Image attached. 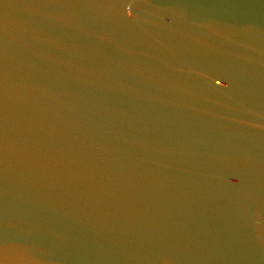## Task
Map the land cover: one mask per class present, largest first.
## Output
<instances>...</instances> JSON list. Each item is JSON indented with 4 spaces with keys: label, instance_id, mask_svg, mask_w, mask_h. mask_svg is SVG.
<instances>
[{
    "label": "water",
    "instance_id": "95a60500",
    "mask_svg": "<svg viewBox=\"0 0 264 264\" xmlns=\"http://www.w3.org/2000/svg\"><path fill=\"white\" fill-rule=\"evenodd\" d=\"M0 264H264V0H0Z\"/></svg>",
    "mask_w": 264,
    "mask_h": 264
}]
</instances>
